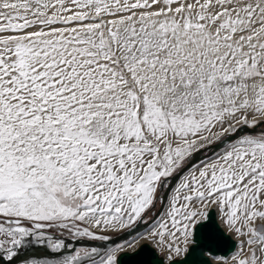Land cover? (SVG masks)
Masks as SVG:
<instances>
[{
	"label": "snow or ice",
	"instance_id": "snow-or-ice-1",
	"mask_svg": "<svg viewBox=\"0 0 264 264\" xmlns=\"http://www.w3.org/2000/svg\"><path fill=\"white\" fill-rule=\"evenodd\" d=\"M0 264H264V0H0Z\"/></svg>",
	"mask_w": 264,
	"mask_h": 264
},
{
	"label": "water",
	"instance_id": "water-1",
	"mask_svg": "<svg viewBox=\"0 0 264 264\" xmlns=\"http://www.w3.org/2000/svg\"><path fill=\"white\" fill-rule=\"evenodd\" d=\"M133 234H135V233H133ZM97 243L100 244L101 242H97ZM43 252H44L43 249H39V250L36 252V257H37V258H42V256H43Z\"/></svg>",
	"mask_w": 264,
	"mask_h": 264
},
{
	"label": "bare ground",
	"instance_id": "bare-ground-1",
	"mask_svg": "<svg viewBox=\"0 0 264 264\" xmlns=\"http://www.w3.org/2000/svg\"><path fill=\"white\" fill-rule=\"evenodd\" d=\"M133 235H135V234H133Z\"/></svg>",
	"mask_w": 264,
	"mask_h": 264
}]
</instances>
